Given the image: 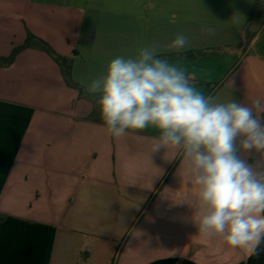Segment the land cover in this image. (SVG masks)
Here are the masks:
<instances>
[{
  "label": "crops",
  "instance_id": "crops-1",
  "mask_svg": "<svg viewBox=\"0 0 264 264\" xmlns=\"http://www.w3.org/2000/svg\"><path fill=\"white\" fill-rule=\"evenodd\" d=\"M257 1L0 0V57L33 34L92 95L39 46L0 66V264H264V240L253 253L200 233L188 162L151 154L155 128L112 136L90 90L113 59L153 46L161 57L206 52L169 60L194 70L213 103L264 100Z\"/></svg>",
  "mask_w": 264,
  "mask_h": 264
},
{
  "label": "clouds",
  "instance_id": "clouds-1",
  "mask_svg": "<svg viewBox=\"0 0 264 264\" xmlns=\"http://www.w3.org/2000/svg\"><path fill=\"white\" fill-rule=\"evenodd\" d=\"M188 43L178 33L170 47ZM195 71L145 47L133 57L119 56L91 81L108 132L149 127L159 135L151 154L173 150L188 162L185 187L197 188L198 231L220 235L233 248L255 253L264 240V100L246 106L233 98L213 103L193 83Z\"/></svg>",
  "mask_w": 264,
  "mask_h": 264
},
{
  "label": "trees",
  "instance_id": "trees-1",
  "mask_svg": "<svg viewBox=\"0 0 264 264\" xmlns=\"http://www.w3.org/2000/svg\"><path fill=\"white\" fill-rule=\"evenodd\" d=\"M257 3H259V0L257 1ZM251 19L252 18H250V20L248 21L247 28L249 27ZM32 46H39L42 49H44L45 51H47L61 66L63 74H64L68 84L77 88L78 90H80V93L82 96L92 97V95L87 93L86 90L80 84L76 83L73 80L72 73H71V62H70V60H68L66 58H62L59 55H57V53L53 50V48L47 42L43 41L42 39H39L38 37L34 36L33 34H29L26 42L23 45L15 48L9 57H0V66L12 65L14 63V61L16 60L17 55L22 50L29 48V47H32ZM205 53L206 52H196L194 54L193 52H190V53H185V54H181L178 56H168L167 58L173 59V60L183 58V57L193 58V57H197L200 55H204Z\"/></svg>",
  "mask_w": 264,
  "mask_h": 264
}]
</instances>
